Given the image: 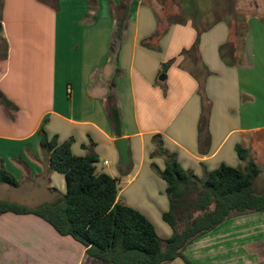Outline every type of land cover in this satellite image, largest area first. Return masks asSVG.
<instances>
[{"label": "crops", "instance_id": "1", "mask_svg": "<svg viewBox=\"0 0 264 264\" xmlns=\"http://www.w3.org/2000/svg\"><path fill=\"white\" fill-rule=\"evenodd\" d=\"M58 5L56 10L39 0H4L1 35L8 48L0 59V94L17 111L11 118L0 103V163L19 185L0 184L6 196L0 201L36 207L66 193L64 175L49 169L40 147L43 124L50 138L72 140L74 155L96 153L98 173L118 180V200L146 216L164 239L173 231L163 219L169 210L167 183L160 176L165 158L151 156L157 135L198 178L222 164L243 169L238 146L264 167V18L247 19L254 23L237 65H227L220 55V47L233 39L228 21L201 34V62L211 75L200 91L180 67L181 52L197 38L191 20L170 25L156 38L158 16L143 0H58ZM109 95L119 112V132L106 108ZM203 114L210 138L200 144ZM120 138L128 141L127 166L116 146ZM254 184L264 190V180ZM262 245L264 212H255L224 221L183 255L193 264H264ZM0 264L95 263L82 244L42 218L5 213ZM167 264L186 263L177 258Z\"/></svg>", "mask_w": 264, "mask_h": 264}, {"label": "trees", "instance_id": "2", "mask_svg": "<svg viewBox=\"0 0 264 264\" xmlns=\"http://www.w3.org/2000/svg\"><path fill=\"white\" fill-rule=\"evenodd\" d=\"M58 10V0H39ZM4 0H0V22L3 17ZM185 0L183 9L186 18L169 22L165 26L158 18V38L172 24H186L189 20L197 31L195 43L181 52L184 57L180 67L191 74L204 90L206 78L211 72L201 62L200 36L220 22L216 20L206 27L197 21L203 13ZM231 27V24L229 22ZM232 28V27H231ZM248 26L236 31L230 42L220 47L221 58L227 65L242 62ZM1 60L7 57V41L1 35ZM233 34V32H232ZM174 62L163 65L164 71ZM0 103L8 111H17V106L0 95ZM108 115L116 132H119L120 116L113 95L106 101ZM203 111L206 109L203 107ZM208 120L202 115L199 124L200 144L209 141ZM40 147L47 155L49 169L64 175L66 193L51 203L28 207L10 201H0V216L5 213L35 215L48 222L61 236H70L86 249V255L95 264H167L181 258L193 264L184 255V250L197 238L212 231L224 221L239 215L264 212V190L254 188L255 179L262 169L255 163L249 150L238 146L236 152L245 163L243 169L222 164L219 168L205 172L198 178L192 171L184 169L176 154L163 148L157 135L154 139L157 150L151 156H163L165 168L160 176L167 183L169 210L163 219L172 228V235L162 239L152 222L138 210L118 200V180L106 173H98V155L94 152L76 156L72 152V140L59 142L58 136L49 137L44 124L39 131ZM86 148V146H84ZM0 184L18 187V179L0 163ZM264 249V245L261 246Z\"/></svg>", "mask_w": 264, "mask_h": 264}, {"label": "rangeland", "instance_id": "3", "mask_svg": "<svg viewBox=\"0 0 264 264\" xmlns=\"http://www.w3.org/2000/svg\"><path fill=\"white\" fill-rule=\"evenodd\" d=\"M144 3L150 5L155 11L163 24L175 22L185 19L184 14L185 0H143ZM191 4L203 13L197 24L199 27H206L209 23L216 20H226L230 22L233 35L240 30L242 32L246 25L248 32L254 21L249 25L247 19L249 17L258 16L264 18V0H191ZM194 7V8H195ZM3 55V47L0 49V57ZM264 180V167L262 173L255 179ZM256 188V184L253 185ZM6 198L5 194L0 193V199ZM159 234V233H158ZM162 237V235L159 234Z\"/></svg>", "mask_w": 264, "mask_h": 264}, {"label": "water", "instance_id": "4", "mask_svg": "<svg viewBox=\"0 0 264 264\" xmlns=\"http://www.w3.org/2000/svg\"><path fill=\"white\" fill-rule=\"evenodd\" d=\"M1 29H2V22H0V31ZM162 78H165V76L163 75ZM116 146L121 156L122 165L127 166L130 163L128 141L126 139L120 138L116 141Z\"/></svg>", "mask_w": 264, "mask_h": 264}]
</instances>
